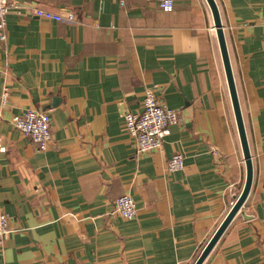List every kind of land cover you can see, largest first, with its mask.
Segmentation results:
<instances>
[{
    "label": "crops",
    "instance_id": "crops-1",
    "mask_svg": "<svg viewBox=\"0 0 264 264\" xmlns=\"http://www.w3.org/2000/svg\"><path fill=\"white\" fill-rule=\"evenodd\" d=\"M0 39V264H193L245 163L206 0H18ZM253 163L250 192L201 264H264V0H216ZM35 7L74 20H46ZM151 88L181 121L136 151L123 113ZM46 111L56 147L13 127ZM183 154V167L167 160ZM130 194L137 213L112 212Z\"/></svg>",
    "mask_w": 264,
    "mask_h": 264
},
{
    "label": "built area",
    "instance_id": "built-area-1",
    "mask_svg": "<svg viewBox=\"0 0 264 264\" xmlns=\"http://www.w3.org/2000/svg\"><path fill=\"white\" fill-rule=\"evenodd\" d=\"M121 5L125 0H120ZM159 7L164 11H170L174 7L173 0H159ZM18 0H0V39L6 37V15L12 10L19 11ZM34 13L46 20H74V13L67 11L65 14L54 12L50 9L35 7ZM260 24L264 28V14L260 18ZM124 129L132 138L136 151H149L162 146L165 136L169 134V127L181 121V115L176 109L166 106L157 96L153 89L148 88L143 94L140 108L137 110L126 109L123 113ZM11 123L14 128L28 136L37 149L46 150L56 147L50 128V116L46 111L26 108L18 114H13ZM5 146L0 145V150ZM183 154L175 152L167 160L169 171L179 170L183 167ZM112 212L122 218L132 219L136 216L137 208L130 194H120L114 199ZM9 215L0 207V246L9 232Z\"/></svg>",
    "mask_w": 264,
    "mask_h": 264
},
{
    "label": "water",
    "instance_id": "water-1",
    "mask_svg": "<svg viewBox=\"0 0 264 264\" xmlns=\"http://www.w3.org/2000/svg\"><path fill=\"white\" fill-rule=\"evenodd\" d=\"M212 16H213V22H214V28L216 31V36L219 44L220 54L223 62V68L225 72L226 82L228 86V91L232 103V109L234 113V118L239 134L241 149L243 153V159L245 163V181L244 185L236 197L234 203L232 204L230 210L226 214V216L223 218L215 232L212 234V236L209 238V240L206 242L204 247L202 248L201 252L193 262V264H201L206 256L210 253L226 227L229 225L233 217L236 215V213L241 209L242 205L244 204L250 189L252 185V178H253V163H252V156L250 153V148L248 144V138L246 134V128L242 116V111L240 107V102L238 98V93L236 89V84L234 80V75L232 71V66L230 63L229 53L226 45V39L225 34L221 22L220 17V11L217 5L216 0H206Z\"/></svg>",
    "mask_w": 264,
    "mask_h": 264
}]
</instances>
